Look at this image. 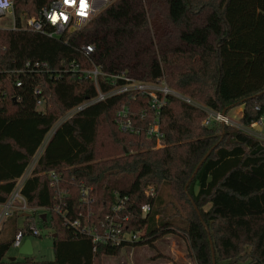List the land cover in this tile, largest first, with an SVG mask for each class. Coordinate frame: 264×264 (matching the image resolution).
<instances>
[{
	"label": "trees",
	"instance_id": "1",
	"mask_svg": "<svg viewBox=\"0 0 264 264\" xmlns=\"http://www.w3.org/2000/svg\"><path fill=\"white\" fill-rule=\"evenodd\" d=\"M50 1L13 0L15 27L0 28V204L59 117L96 96L82 73L92 64L108 75L163 81L225 115L243 105V128L205 125V109L167 95L157 146L147 135L153 120L147 95L121 92L84 106L56 126L19 189L27 206L43 208L45 220H38L54 228L53 260L5 257L19 230L20 213L11 211L0 228V264H102L104 255L155 248L169 234L185 242L188 260L181 264H264V138L248 127L264 113V0H112L63 34L67 42L20 26L22 16ZM86 44L93 45L89 55ZM28 60L44 61L60 76L17 72ZM108 75L97 78L102 92L122 83ZM34 83L44 92L42 109ZM121 109L132 130L117 122ZM23 218L29 236L33 215ZM65 218L140 235L93 241Z\"/></svg>",
	"mask_w": 264,
	"mask_h": 264
},
{
	"label": "built area",
	"instance_id": "2",
	"mask_svg": "<svg viewBox=\"0 0 264 264\" xmlns=\"http://www.w3.org/2000/svg\"><path fill=\"white\" fill-rule=\"evenodd\" d=\"M112 0H86L87 8L85 9L86 15L85 16H78L77 13V7H66L64 4V0H51L49 4L43 5L40 8H38L34 13L27 18L25 21L21 22V27L25 28L30 31L34 32H40L43 33L49 37H55L62 42H67L68 38L66 36H63V34L70 33L74 30L80 29L83 27L98 11L103 9L107 4H109ZM9 7L8 8H2L0 9V15H4L5 13H10L13 16V27L14 25V11H13V0H8ZM64 12L68 15L69 19L67 22L58 20L57 23L53 24L50 20V16L52 13H61ZM12 27V28H13ZM82 49L86 55H89L90 52L93 51V45L86 44L82 46ZM44 70V71H42ZM48 72L51 77L58 78L60 76L59 72L56 71H50L47 69V63L44 61H26L24 63V67L22 69H18L17 72ZM82 73L84 77L93 80L94 84L97 88V94L92 99H89L85 102H81L77 104L76 106L68 109L63 115L59 117L55 125L51 128V130L47 133L46 140L49 138V136L52 134V131L56 128V126L64 121L65 119L69 118L73 113L76 111L82 109L84 106L103 100L106 97L121 93V92H132L137 91L140 93H143L144 95L148 96V105L150 109L153 111V120L151 121L149 128L147 130V135L150 137H155L156 143H162V133L159 131V125H158V115L160 113L161 107L166 102V96L167 95H173L186 103L199 106L207 112V116L203 120V124L207 125L211 123L213 120H216L218 122L229 124L232 123V119L225 114H222L221 112H216L211 109L202 107L199 103L192 100L191 98L181 94L180 92L169 88L163 81H154V82H148V81H142L137 80L134 78L127 77L124 74H116V75H108L100 71V69L92 64L91 67L85 68L82 70ZM108 75L111 79L120 78L122 79V83H120L117 86H113L111 89L107 90L106 92H102L98 88L97 84V78L98 76ZM14 84L16 87L21 86L22 81L19 79H16L14 81ZM31 91L35 97V106L37 109H42L45 105V98H44V92L39 83H34L31 85ZM257 109H259L257 107ZM144 111L142 110L141 115L143 116ZM117 122L119 125L124 129H130L132 130V126L130 125V120L127 116V111L125 109H121L117 112ZM263 123V120L261 117H259L256 121L251 122L249 126L252 128L254 124ZM45 140V142H46ZM45 142H42V145L40 148L34 153L31 160L29 161L28 165L26 166L24 172L21 174L20 177L17 178L16 183L14 185V188L12 192L10 193L8 199L5 203L0 204V228L4 221V219L10 214L12 208H17L21 214L28 213L33 215V223L29 226L31 235H39L40 232L38 228L35 225L36 220L39 219V216L43 214L44 212H39V209L43 210V208L40 207H29L26 205V202L24 198L20 195L19 189L22 185L23 180L30 174L33 165L35 164L41 149ZM50 177H54L55 175L53 172H51ZM86 198H83V202H86ZM148 205L143 204L141 206V210L143 212L148 210ZM56 211H59V207H55ZM13 211V210H12ZM66 223L75 228L77 231L81 233L90 234L92 236L93 241H115L118 242L122 237H125L126 239L133 240L136 239L140 234V232H134L132 234H121L119 233V230L116 228V225L109 226L107 225L105 228H103L102 231H99L97 227H89L87 225H81L78 218L73 220L66 219ZM27 235L24 234V231L19 229L12 242L11 246L18 249V247L22 244L24 238Z\"/></svg>",
	"mask_w": 264,
	"mask_h": 264
},
{
	"label": "rangeland",
	"instance_id": "3",
	"mask_svg": "<svg viewBox=\"0 0 264 264\" xmlns=\"http://www.w3.org/2000/svg\"><path fill=\"white\" fill-rule=\"evenodd\" d=\"M34 11H31L28 15L22 16L21 22L25 21L27 18H29ZM13 27V16L10 13H5L4 15H0V28L4 29H10ZM241 106H237L234 109L242 111L239 109ZM241 113V112H239ZM243 113V112H242ZM231 114V113H229ZM240 117H238V114H235V118L232 119V125L235 127H241L243 128L242 123L240 122ZM57 122V121H56ZM264 122V119H263ZM55 125V124H54ZM248 127L251 129V133L259 136L260 138H264V124L263 123H258L254 124L253 127L251 128L249 125ZM102 130V127H101ZM48 136V135H47ZM46 136V137H47ZM46 137L44 138V142L46 140ZM162 143H157V146H161ZM161 192L163 196L167 199L168 198V190L167 186L165 184L161 185ZM15 211L20 213V211L17 208H12L11 211ZM39 212H44L43 210L39 209ZM13 220V219H12ZM14 221L16 222V226L18 229L23 228L24 224V218L22 214L20 213L18 217H14ZM12 221L9 222L8 227L11 225ZM7 224V223H6ZM36 227L38 228L40 235H29L26 237H29L32 243V254L31 257L35 260H53L54 258V253L52 249V233L54 231V228L50 224V222L43 223L42 221L36 220L35 222ZM5 227V226H4ZM7 227V228H8ZM3 232L6 230V227L3 228ZM2 232V233H3ZM140 234V233H139ZM155 248H150V247H142L136 252V259L135 263H130V259L126 255V249L129 248V246L123 247L121 249V253L123 254L121 259H124L126 264L127 262L129 264H145V262L150 261V257L152 256L153 258L158 257V261L160 262H165L167 259H173L176 257L177 261H187L188 258H186V245L185 242L177 237L176 235H166L163 236L159 239L156 240ZM144 246V245H139L137 247ZM14 256L16 260H22L25 256L18 253L17 248L10 246L9 249L7 250L5 257H11ZM171 257V258H170ZM185 257V258H184ZM118 260V258H115ZM107 261H109V264H112V258H107ZM121 264V263H117Z\"/></svg>",
	"mask_w": 264,
	"mask_h": 264
},
{
	"label": "crops",
	"instance_id": "4",
	"mask_svg": "<svg viewBox=\"0 0 264 264\" xmlns=\"http://www.w3.org/2000/svg\"><path fill=\"white\" fill-rule=\"evenodd\" d=\"M237 109V108H236ZM236 109H231L229 112H228V116L231 118V119H233V118H235V114H238V117H240V116H242L243 115V113H242V111H239V110H236ZM239 109L240 110H242V107H239ZM239 112H241V113H239ZM229 113H231V114H229ZM261 118H262V120L264 119V113L260 116ZM263 124H264V122H263ZM42 215V214H41ZM22 216H25L24 214H22ZM155 244H156V241H155ZM156 246V245H155ZM142 247H147L146 245H144V246H140V247H137V246H132V247H129V248H127L126 249V252H127V256H128V258L130 259V263H135V261H137V259H136V252L140 249V248H142ZM122 256H123V254L121 253V251H120V254H118V255H104V256H102V259H101V263L102 264H109L108 262L109 261H107V258H112V264H117L118 262L119 263H125V261H124V259H121L122 258ZM150 257V261H148V262H145V264H181L182 262H184V261H177V259H176V257L175 258H171V259H167V260H165V262H160V261H158V257L157 258H153L152 259V256H149ZM115 258H118V260H116ZM185 258V257H184ZM126 264H129L128 262L126 263Z\"/></svg>",
	"mask_w": 264,
	"mask_h": 264
},
{
	"label": "snow or ice",
	"instance_id": "5",
	"mask_svg": "<svg viewBox=\"0 0 264 264\" xmlns=\"http://www.w3.org/2000/svg\"><path fill=\"white\" fill-rule=\"evenodd\" d=\"M64 4L66 7H77V15L78 16H85L87 8L86 0H64ZM69 19L68 15L64 12L61 13H52L50 16V20L53 24L57 23L58 20L67 22Z\"/></svg>",
	"mask_w": 264,
	"mask_h": 264
},
{
	"label": "water",
	"instance_id": "6",
	"mask_svg": "<svg viewBox=\"0 0 264 264\" xmlns=\"http://www.w3.org/2000/svg\"><path fill=\"white\" fill-rule=\"evenodd\" d=\"M241 107L243 108V105H241ZM224 111H225V109H223L221 111V113L224 114ZM54 130L52 132H54ZM208 153H209V151H207V153L203 156V158L201 159V161L199 162V164L195 168L194 173L196 172V170L200 166V164L203 162V160L207 157ZM194 173L192 174V176L194 175ZM24 214L27 215L28 213H24ZM41 216H42V219L45 220V213H43ZM52 236H54V234ZM17 250H18V253H20V254H22L24 256H30L32 254V243H31L30 238L29 237H25L23 242H22V244L18 247ZM9 260H15V257L11 256V257H9Z\"/></svg>",
	"mask_w": 264,
	"mask_h": 264
},
{
	"label": "clouds",
	"instance_id": "7",
	"mask_svg": "<svg viewBox=\"0 0 264 264\" xmlns=\"http://www.w3.org/2000/svg\"><path fill=\"white\" fill-rule=\"evenodd\" d=\"M8 7H9L8 0H0V9H2V8H8Z\"/></svg>",
	"mask_w": 264,
	"mask_h": 264
}]
</instances>
